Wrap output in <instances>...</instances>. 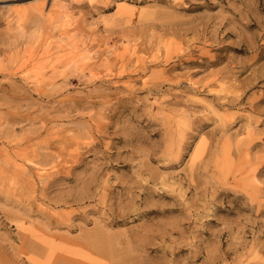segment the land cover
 Returning a JSON list of instances; mask_svg holds the SVG:
<instances>
[{"label": "rangeland", "instance_id": "1", "mask_svg": "<svg viewBox=\"0 0 264 264\" xmlns=\"http://www.w3.org/2000/svg\"><path fill=\"white\" fill-rule=\"evenodd\" d=\"M182 1L0 0V264H264V0Z\"/></svg>", "mask_w": 264, "mask_h": 264}, {"label": "bare ground", "instance_id": "2", "mask_svg": "<svg viewBox=\"0 0 264 264\" xmlns=\"http://www.w3.org/2000/svg\"><path fill=\"white\" fill-rule=\"evenodd\" d=\"M169 1V0H168ZM182 1V0H181ZM172 2V1H171ZM183 2V1H182ZM178 4V3H177ZM184 5V4H183ZM173 6V5H172ZM184 7H185V5H184ZM186 9H187V7H186ZM173 10H174V8H173ZM162 16H164V15H162ZM158 18V17H157ZM161 19V18H160ZM170 19V18H169ZM165 20V19H164ZM166 20H167V18H166ZM153 21H155V20H153ZM157 22V21H156ZM167 22V21H166ZM169 22V21H168ZM176 22L178 23V20H176ZM186 22V21H185ZM158 23H161L160 21L158 22ZM172 23V22H171ZM183 23V22H182ZM192 23V22H191ZM167 24V23H166ZM173 24H175V23H173ZM180 24V23H179ZM180 25H182V24H180ZM169 26V25H168ZM189 26V25H188ZM187 29H188V27H187ZM159 31H160V29H159ZM152 33V32H151ZM159 33V32H158ZM171 34V33H170ZM173 35V34H172ZM151 36H153V35H151ZM159 37L161 38V36L159 35ZM182 37V36H181ZM173 38H174V36H173ZM173 40V39H172ZM196 40V39H195ZM162 41V40H161ZM170 42V41H169ZM167 46H168V44H167ZM247 47V46H246ZM160 48V47H159ZM179 50H180V48H179ZM183 51V50H182ZM181 51V52H182ZM183 53V52H182ZM166 54L168 55V54H170L169 52H166ZM179 54H181V53H179ZM160 56V55H159ZM166 56V55H165ZM134 58V57H133ZM160 58V57H159ZM162 58V57H161ZM177 58V57H176ZM179 58V57H178ZM34 59V58H33ZM163 59V58H162ZM168 59H170V57H165V60L167 61ZM82 60V59H81ZM78 61V60H77ZM80 61V60H79ZM78 61V62H79ZM95 61V60H94ZM103 61V60H102ZM90 62V61H89ZM158 62V61H157ZM85 63V62H84ZM145 63V62H144ZM159 64V63H158ZM161 64V63H160ZM210 64V63H209ZM86 65V64H85ZM144 67H145V64H144ZM119 68V67H118ZM124 69V68H123ZM84 70V69H83ZM118 70V69H117ZM91 71V70H90ZM106 71V70H105ZM112 71V70H111ZM142 71V70H141ZM107 72V71H106ZM80 73V72H79ZM109 73H110V71H109ZM115 73V72H114ZM122 74V73H121ZM114 75V74H113ZM214 75V74H213ZM218 76V75H217ZM93 79V78H92ZM89 80H91L90 78H89ZM88 80V81H89ZM92 81V80H91ZM222 81H224V80H222ZM164 83H165V81H164ZM192 83H194V82H192ZM162 84V83H161ZM195 84V83H194ZM198 84H200V83H198ZM197 83H196V86L198 85ZM203 85V84H202ZM192 86V85H191ZM194 87V86H193ZM61 89H62V87H61ZM35 91V90H34ZM41 93V92H40ZM48 96V95H47ZM62 117V116H61ZM65 117V116H64ZM106 122V121H105ZM88 133V132H87ZM44 135V134H43ZM82 136H83V133H82ZM91 138V137H90ZM47 139V138H46ZM91 140V139H90ZM96 145V144H95ZM89 147V146H88ZM90 148V147H89ZM50 149V148H49ZM90 150V149H89ZM44 151V150H43ZM53 152V151H52ZM55 152V151H54ZM52 159V158H51ZM46 162V161H45ZM3 164V163H2ZM44 165H45V163H44ZM77 165V164H76ZM38 171V170H37ZM36 172V171H35ZM92 176H93V173H92ZM92 179V178H91ZM84 187V186H83ZM88 189V188H87ZM90 190V189H89ZM103 191V190H102ZM86 192V191H85ZM94 192V191H93ZM87 193V192H86ZM95 195H93V197H94ZM4 197V196H3ZM82 197H84V196H82ZM87 197V196H86ZM89 199V198H88ZM60 200V199H59ZM61 204V203H60ZM121 209V208H120ZM113 214V213H112ZM86 222V221H85ZM48 225V224H47ZM51 225V224H50ZM46 226V225H45ZM53 226V225H52ZM96 226V225H95ZM44 227V226H43ZM45 228V227H44ZM52 228V227H51ZM36 229V228H35ZM43 229V228H42ZM55 229V228H54ZM57 229V228H56ZM80 229V228H79ZM51 230V229H50ZM50 230H48V231H50ZM70 230H71V228H70ZM37 231V230H36ZM47 231V230H46ZM53 231V230H52ZM74 231V230H73ZM86 231V230H85ZM88 231V230H87ZM58 232V231H57ZM100 232V231H99ZM39 233V232H38ZM41 233V232H40ZM91 233H93V232H91ZM96 233V232H95ZM51 234V233H50ZM103 234V233H102ZM35 235V234H34ZM33 235V236H34ZM42 235H44V234H42ZM41 235V236H42ZM94 235V234H93ZM99 235V234H98ZM23 236V235H22ZM32 236V237H33ZM47 236V235H46ZM101 236V235H100ZM107 236V235H106ZM64 237V236H63ZM89 237H91V234H90V236L88 235V233H85V234H83V238L82 239H88ZM96 237V236H95ZM97 238H98V236H97ZM104 237H102V239H103ZM106 238H108V237H106ZM37 239V238H36ZM49 239V238H48ZM74 239V238H73ZM79 239V238H78ZM94 239V238H93ZM101 239V240H102ZM50 240H52V238H50ZM106 240V239H105ZM75 241V240H74ZM94 241V240H93ZM96 241H98V240H96ZM50 242H52V241H50ZM88 242V241H87ZM90 242V241H89ZM110 242V241H109ZM36 243V242H35ZM53 243H54V241H53ZM58 243V242H57ZM60 243V242H59ZM58 243V244H59ZM80 243V242H79ZM83 243V242H82ZM103 243H104V245H103ZM105 243H107V242H105L104 241V239H103V242H101V243H98L97 244V246L99 247V249L100 248H103L104 246H105ZM111 243V242H110ZM41 244V243H40ZM62 244V243H61ZM61 244H60V246H61ZM87 243H85V245H86ZM94 244V243H93ZM92 244V245H93ZM65 244H64V242H63V246H64ZM75 245V244H74ZM31 246V245H30ZM66 246V245H65ZM64 246V247H65ZM68 246V245H67ZM84 246V245H83ZM96 246V245H95ZM107 246V245H106ZM111 246V245H110ZM49 247V246H48ZM69 247H71V245L69 246ZM73 247H75V246H73ZM92 247V246H91ZM98 247H96V248H98ZM108 247V246H107ZM54 248V247H53ZM60 248H62V247H60ZM76 248V247H75ZM78 249H81V248H79V247H77ZM89 248V247H88ZM111 248V247H110ZM128 248V247H127ZM55 249V248H54ZM63 249V248H62ZM68 249V248H67ZM99 249H97V250H99ZM66 250V249H65ZM73 250V249H72ZM93 250V249H92ZM96 250V249H95ZM85 251V250H84ZM31 252V251H30ZM51 252H53V251H51ZM88 252V251H87ZM58 253V252H57ZM75 254V253H74ZM88 254V253H87ZM72 255V254H71ZM54 256H55V254H54ZM57 256V255H56ZM128 256V255H127ZM48 257V256H47ZM53 257V256H52ZM51 258V257H50ZM83 258V257H82ZM87 258V257H86ZM35 259H37V258H35ZM39 259V258H38ZM69 259V258H68ZM80 259V258H79ZM122 259V258H121ZM66 260V259H65ZM76 260V259H75ZM83 260V259H82ZM35 261V260H34ZM33 261V263H35ZM79 261V260H78ZM44 262V261H43ZM53 262V261H52ZM80 262H82V261H80ZM46 263V262H45ZM78 263V262H77ZM37 264V263H36ZM66 264V263H65ZM122 264V263H121Z\"/></svg>", "mask_w": 264, "mask_h": 264}]
</instances>
